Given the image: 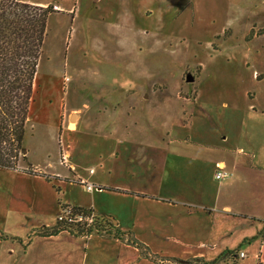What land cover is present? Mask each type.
<instances>
[{"label": "rangeland", "instance_id": "obj_1", "mask_svg": "<svg viewBox=\"0 0 264 264\" xmlns=\"http://www.w3.org/2000/svg\"><path fill=\"white\" fill-rule=\"evenodd\" d=\"M36 1L49 2L57 11L48 17L38 58L37 90L23 138L28 152L19 169L29 162L42 171L71 177L68 162L62 160L65 153L58 150V127L39 122L42 106L51 100L56 106L61 98V121L75 123L72 115L81 116L76 165L70 167L88 185L96 186L89 171L99 169L100 154L108 157L115 147L127 154L136 140H158L162 151L169 141L170 151H187L190 155L182 157L189 160L208 149L200 144L242 146L241 151L251 141L258 144L263 127L248 117L247 104L264 102V79L258 78L264 72V35L252 40L245 33L251 21L264 24L263 5L253 6L259 0H237L238 5L232 0H103L98 8L93 0H29ZM147 5L157 8L150 19L141 12ZM124 14L131 29L150 28L152 36L127 33ZM134 88L137 91L128 97ZM143 90L147 98H138L132 111L133 95ZM102 120L108 124L100 126ZM177 139L196 141L201 149L190 151L191 146L174 144ZM221 152L213 151L219 159ZM256 153L260 159L264 149ZM245 171L256 176L255 170ZM14 172L0 169V264H84L86 236L67 231L50 237L31 234L55 222L62 205L91 209L87 186L65 183L59 192L49 193L41 182ZM214 177L201 180L215 185L219 180ZM171 183L141 179L143 188L152 192L162 187L172 194L176 186ZM102 202L115 203L121 211L126 208L125 199L105 196ZM92 234L96 238L97 233ZM237 238L234 233L227 243ZM237 261L241 264L240 258ZM92 263L89 257L86 264Z\"/></svg>", "mask_w": 264, "mask_h": 264}, {"label": "crops", "instance_id": "obj_2", "mask_svg": "<svg viewBox=\"0 0 264 264\" xmlns=\"http://www.w3.org/2000/svg\"><path fill=\"white\" fill-rule=\"evenodd\" d=\"M22 1L29 2V0ZM102 1L93 0V3L98 8L97 6ZM231 2L232 5H238L237 0ZM29 3L44 6L51 5L45 1ZM55 5L60 8L58 4ZM260 5H263L264 8V0L253 3L254 7H260ZM156 9L147 5L141 12L145 18L150 19ZM127 12L130 13L128 7ZM124 16L126 17V14ZM123 20L127 21L125 24V27L129 28L127 33H132L133 36L139 34L144 38L152 36L150 34L153 31L150 28L131 29L128 18L126 17ZM260 29L261 31L258 32ZM249 33L252 40L263 36V22L260 20L251 21L248 32L245 34ZM122 43H124V40ZM258 78L264 79L262 70L258 74ZM36 90L37 83L35 84L34 81V95ZM136 91L137 89L134 88L126 94L131 97V93ZM145 93L146 91L143 90L133 95L137 100L135 99L130 104L132 111L140 103L138 98H147ZM178 98L184 100L180 95H178ZM252 99H254V96L250 100ZM60 100L57 101L56 106L51 100L46 102L42 108L39 107V109L41 108V119L43 121L39 122L42 125L53 124L54 127H58V137L60 139L57 138L56 141L59 139L61 146L59 148L58 145V150L68 154L67 167L71 172V177L61 176L57 172L42 171L34 164H32L33 167L49 175L51 180L47 181L41 175L25 174L21 169L9 170L12 173L15 171L16 175H24L26 179L41 182L46 189H49V193L50 191L56 192L54 186L60 188L65 183L85 184L86 186L88 184L85 180L78 178L73 173L72 167H70L76 165L73 162V155L79 147L77 127L81 123V116L77 115L75 123L68 121L69 123L65 124V120L61 121L58 114L61 107H63L62 98ZM253 101L247 104L248 117L257 120L263 127L262 133H264V102L257 106ZM32 106L29 107L30 116ZM69 108L72 107L68 106ZM44 112H47L48 115H45ZM136 119L133 120L135 125L138 123ZM100 123V126L108 124L106 120H102ZM108 129H110V133L113 132L111 131L112 127H108ZM68 132L71 133L70 138H68ZM155 141L158 140L132 141L131 151L127 154L126 152L122 153L115 147V150L108 157H104L102 154L98 156L99 169L89 171L91 179L96 184V186L92 185L93 187L89 190L92 196L89 206L94 214H104L111 217L114 219L112 222L120 230L132 232L136 240L144 243L149 247L152 254L159 257L188 260L198 256L206 260H215L225 250H233L242 244L240 251H244L246 255L238 257L241 264H264V236L252 239L264 226V176H261V173H264V156L257 159L256 153L258 150L264 149V134L256 139L258 144L251 141V144L246 147L247 150L244 149L243 151H241L242 146L235 149L233 145L217 147V145L200 144L208 149L211 148L212 152H210L207 151L208 149H201L196 141L177 139L174 144L191 146L190 151L201 149L200 152L196 153L197 156L190 160L182 157L190 155L187 151H182V149L170 151L169 141H167L164 151ZM214 150L222 151V158L219 159L218 154L213 153ZM24 152L28 151L24 149ZM216 164L223 165L224 171L228 175H225L226 177L224 176L215 185L202 181L201 178L206 175L210 178L214 177ZM238 168L242 169V174L238 173ZM245 170L257 171L256 176H248ZM228 172H231V174ZM151 177L155 178L156 182L161 185L164 182H172L171 184L176 186L174 192L168 194L166 191H161L162 187L160 189L156 188L153 192L146 190L141 184V179ZM223 192V201L221 202L220 197ZM105 196L125 199L124 205H126V208L121 211L116 208L115 203L110 206L109 204L104 205L102 200ZM52 224L47 223L46 226ZM234 233H237L238 238L235 239L233 244L227 243V239L233 236ZM57 235H60V233ZM91 235L86 240L84 264L87 263L89 257L93 260L92 264H172L144 258L135 245L118 238L103 236V234H96L94 235L96 238H92ZM91 241H93L92 245ZM248 258H251V260H248ZM238 263L237 261L236 264Z\"/></svg>", "mask_w": 264, "mask_h": 264}, {"label": "trees", "instance_id": "obj_3", "mask_svg": "<svg viewBox=\"0 0 264 264\" xmlns=\"http://www.w3.org/2000/svg\"><path fill=\"white\" fill-rule=\"evenodd\" d=\"M57 11L52 5L44 6L21 0H0V169L17 170L19 162L26 160L23 138L29 118V107L33 101L35 74L42 44L46 37L48 17ZM25 174L41 175L50 181L49 175L42 173L31 163L22 169ZM56 192L60 188L54 186ZM73 213L92 216V223L58 221L41 226L31 235L48 237L68 231L74 236L88 237L92 233L115 237L140 250V255L152 261L172 264H236L241 245L233 250H225L214 260L193 257L188 260L164 258L152 254L144 243L135 239L130 231H122L109 216L95 215L92 209L62 205ZM264 236V226L252 239Z\"/></svg>", "mask_w": 264, "mask_h": 264}, {"label": "built area", "instance_id": "obj_4", "mask_svg": "<svg viewBox=\"0 0 264 264\" xmlns=\"http://www.w3.org/2000/svg\"><path fill=\"white\" fill-rule=\"evenodd\" d=\"M62 160H63V162H65V161L68 162V154L65 153L64 155H62ZM92 171L93 170H91L90 172H92ZM225 175H227V173L224 171V166L217 164V172L214 175L215 178L217 180H220ZM91 187H93V186L87 184L86 188L88 190H90ZM56 219L58 221H68V222H71V224L85 222L88 225H90L92 223L93 217L92 216H88V215H84V214H78V213L75 214V213H73L71 211V208L66 207V208H63V209L60 210V212L58 214V218H56ZM245 255H246V253L244 251H240L239 254H238V257H244Z\"/></svg>", "mask_w": 264, "mask_h": 264}, {"label": "water", "instance_id": "obj_5", "mask_svg": "<svg viewBox=\"0 0 264 264\" xmlns=\"http://www.w3.org/2000/svg\"><path fill=\"white\" fill-rule=\"evenodd\" d=\"M187 80L188 81H190L191 80V76H188V78H187ZM111 218V217H110ZM112 219V218H111ZM114 219H112V221H113Z\"/></svg>", "mask_w": 264, "mask_h": 264}, {"label": "bare ground", "instance_id": "obj_6", "mask_svg": "<svg viewBox=\"0 0 264 264\" xmlns=\"http://www.w3.org/2000/svg\"><path fill=\"white\" fill-rule=\"evenodd\" d=\"M72 119L76 120L77 119V116L72 115Z\"/></svg>", "mask_w": 264, "mask_h": 264}]
</instances>
